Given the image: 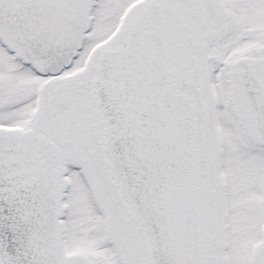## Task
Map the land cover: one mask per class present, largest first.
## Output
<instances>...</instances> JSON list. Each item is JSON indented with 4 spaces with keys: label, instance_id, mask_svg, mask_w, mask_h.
<instances>
[{
    "label": "rangeland",
    "instance_id": "1",
    "mask_svg": "<svg viewBox=\"0 0 264 264\" xmlns=\"http://www.w3.org/2000/svg\"><path fill=\"white\" fill-rule=\"evenodd\" d=\"M103 1L104 2L100 6L97 13L99 19L101 17V25L99 29L100 33L97 31L98 33L94 34L90 38L89 48L92 45L96 46L100 45V43L102 42H105L103 41L104 37L108 35L110 33V30H112L113 28L112 23L110 29L105 28L106 23L110 21V19L116 21L122 11L136 2L139 3L140 0ZM234 2L235 4H237L238 0H234ZM181 3L182 6H186L189 5L188 3H190V0H183L181 1ZM181 5L178 2V6ZM241 7H243L242 4ZM244 9L246 10V8ZM259 9L262 10V8ZM132 10L133 11L129 15V21L126 24L125 29L129 28L132 23H135V14L133 13L135 10ZM234 12H237V15L239 16L241 14H246L244 10H241L240 12L235 11L234 9ZM231 13L233 14V12ZM105 19H107L108 21ZM262 22H256L254 24V28L250 32L246 33L245 36L242 35L243 37H236L233 31L232 34L234 36L232 40H229L228 35L225 37L226 39L223 38V40L219 42V50H222L223 54H226L225 56L229 57L233 56V51L240 55V53L243 52L242 49L241 52L240 49L236 48V45L235 47L234 45H232L235 39H241V45H243L242 48L244 50H249L248 54L251 53V50L253 51L256 48L263 46V43L258 42V40L263 37L262 29L264 28V25H262ZM214 43H217V40H215ZM183 49L185 50V48ZM213 60L214 59H212V62ZM212 62L206 60L204 62V65L208 67L210 66V64H212ZM82 64L83 63L80 62L77 68L71 69L66 73V75H62V80L59 81L62 87V91H60L54 97V99L51 100L53 96L52 86L49 85V83L44 84L45 97L43 102L44 106L42 116L46 114L47 107L52 110H58L60 115L65 114L64 110L66 108H69L73 109L74 111V121H76V123H74L73 125V121H67L64 119V117L60 118L59 120L57 119V125L59 123V126H61V133L56 130L55 125L51 124V122H53L51 119L52 117L44 118L43 122L41 121V123H38V126L41 131L46 126H49V128L50 126L54 127V132L51 133L50 131V136L53 140H56L57 144L59 143V141H61L60 143H63V149L60 151V155L62 158L59 165L62 166V168L66 165L72 168V172L70 175L72 176L74 186L68 191L69 197L67 199V203L69 204L71 209L68 211V217L66 219L67 226L70 228L69 232L71 241L69 246L71 247V252H77L78 254L82 253L92 258L94 264H115L116 258L112 254L114 251L112 250L111 245H109L108 243L110 242V240L116 242L122 232H127V228L124 226L125 223L128 225L131 216L130 213L127 212V210L121 211V203H118L117 195L112 184L109 181V178L106 176V173H101L100 171H98V162L100 163L101 161H103L101 153L99 152L100 154L99 156L97 155L96 159L94 158V154H92L91 152V139L89 138L90 134H97L98 138L100 139H102L103 137L101 129H99L100 124L94 123V125H92V123H88L86 118L87 116L83 115L88 114L85 109H90L94 105L90 93L92 86L91 79H88V75L83 74L84 79L85 77H87V80L85 79L87 83L77 87V89L79 90L78 94H75L73 92L71 93L67 86V83L66 86L65 84H63L64 77H76V73L79 72L78 69L83 67ZM213 65H215V63H213ZM29 74L30 73L25 68L16 66L11 58L7 56L0 47V123H20L26 126H30V128L34 129L35 121L37 118V116L32 117L34 107V93L36 92L37 88L42 87L43 82H46V80L42 81L41 79L40 81L42 82L39 83V79L32 76L35 79L33 81V79L28 78ZM27 81L31 82V84H28ZM75 100H78L77 106L73 105ZM65 101H68V103L70 104L72 102L71 106L65 104ZM79 114L81 115L82 119L80 118ZM93 116L95 117V115ZM54 117L59 116L54 115ZM91 119L92 122L96 121V118L94 119L92 117ZM61 120L63 121V125H60ZM80 120L85 121L86 126L81 124ZM78 121H80L79 126L77 124ZM235 135L233 133V136ZM251 141L253 140H248V143L247 141H241V148L232 149L231 152L227 154V157H230H228V159H230L231 161V164H229V166L227 167V174L229 176H227V178L229 180V206L232 209L231 220L233 224V230L231 235L233 234V238L235 239L236 243L244 240L245 242H250V244L252 245L255 239L259 241V225L264 222V202H261V199L264 198V186L260 185L261 183H263L264 185V173L262 172V166L260 165L261 159L263 160L264 158V151L258 150V155H254L250 147ZM246 147L247 149H245ZM238 162H240L241 164L244 162L248 163L249 166L241 165ZM81 165H84L88 173L91 174L93 184H95L96 186V192L101 198L102 204H104L107 219L103 218L101 214H98L96 207H94V205L91 203L89 195L86 194L84 185H82L79 175H77L76 171ZM212 168L214 169V165L212 166ZM248 174L255 178H248ZM58 176L59 181L62 180L61 172L58 173ZM255 180L257 181L254 184L259 183V187L252 184ZM214 188H216V192L218 194L217 186ZM60 189L57 191L58 201L59 199H61V195L65 187L62 186L61 191ZM251 190H253L254 193ZM251 198L252 200H254V203L253 205L249 206L250 211L246 214V206H248V202L250 204ZM219 210L220 208L218 205L217 212H215V218L218 217L220 213ZM251 212L252 216L250 217ZM245 224H249L250 232L248 231L247 227H244ZM128 226L130 227V223ZM117 243L120 244L119 240L117 241ZM243 245L244 243L241 244V246ZM235 246H238V244H235ZM121 253L122 250L119 255H122Z\"/></svg>",
    "mask_w": 264,
    "mask_h": 264
},
{
    "label": "water",
    "instance_id": "2",
    "mask_svg": "<svg viewBox=\"0 0 264 264\" xmlns=\"http://www.w3.org/2000/svg\"><path fill=\"white\" fill-rule=\"evenodd\" d=\"M1 12L4 16L5 21V31L4 35L8 34L14 38L16 36L17 45L18 46H26L23 43L21 38L22 35H19V30H17L16 26L13 23V17L10 16L8 12V7L5 6V1L0 0ZM2 31V29L0 28ZM3 32V31H2ZM15 35V36H14ZM7 36V35H5ZM7 36V37H8ZM10 39V37H9ZM16 46V45H15ZM19 48V47H18ZM24 53H29L27 47L24 50ZM146 59L147 62L151 63L153 68L158 70L157 79H160L162 85L158 91H154L153 97L158 94L162 97V105L164 106V110L166 114L164 115V120H167L169 128L164 132L165 136L162 141H154V135L157 132L160 134V127L157 124L153 123L151 129L153 132L147 134L145 131V121H143V117L140 120V126L138 128V140L130 136L129 142L133 146V149L136 146L141 145V152L135 150L133 154L129 152V142L127 136V126H124L122 119L113 117L114 126L117 138L111 139V157L113 161L116 163L115 171L117 173V178L119 183H121V189L123 193H125L126 199L132 204L134 210L136 212H141L145 215L148 221H150V217H152L153 222L149 223L147 226L149 227V232L152 234L153 242H154V252L155 257L154 260L156 264H191V246H187L182 241V238L189 237L191 235L194 236V218L195 212L193 210L192 203L190 202V192L193 184V171H192V145L194 142L193 133L194 128L191 127L193 119L191 118V112L187 109V102L180 100L178 96L175 94L176 91L174 89L173 79L169 74L164 72L161 69L160 65H158L154 59H149L147 56H142ZM55 64V63H54ZM156 66V67H155ZM158 92V93H157ZM118 92L114 91L112 97L109 102H114L117 99ZM187 107V108H186ZM183 108V109H182ZM134 118L137 116V113L132 115ZM136 127V125L134 126ZM147 135V136H146ZM170 136V138H169ZM1 141V140H0ZM1 144L2 147L7 146ZM150 146V149L160 151L162 150V154H166L167 151L171 150V147L174 146V150L176 151L177 160L176 166H171L170 169L173 170L172 176H174L175 182L173 186V191L169 193H165L159 198L157 195H154L155 202H150L152 200V195L148 191L146 187V182H144L143 176L147 172V163L141 157L140 153L146 154V146ZM26 143L24 146L26 149ZM9 148V147H6ZM38 148V147H37ZM194 153V152H193ZM46 155V154H45ZM41 164L36 167L34 173V181L32 184L33 191L35 197V207L33 209V217L36 219H31V229L26 231L28 236L32 238L31 245L33 246V256L41 261L42 264H59L58 259L55 257V253L52 247V237L51 236V221L52 217L51 203L50 197L47 196L49 188H47L48 183V175L49 168L47 166V160L44 162V158L40 161ZM41 167V169H40ZM43 173V184L40 183V173ZM38 174V175H36ZM39 177V179H38ZM138 181L142 183L141 187L138 184ZM173 182H171L170 189L172 187ZM44 190L45 197H42V194L39 190ZM149 202V203H148ZM148 203V205H147ZM149 206V207H148ZM47 209L49 211H47ZM163 213L165 217L172 218V222L170 224V229L172 230V237H177V241L174 248L169 249L167 246L168 243L166 240V233L161 225V218L163 217ZM33 224V226H32ZM34 242V245H33ZM183 242L182 247H178L179 244ZM196 243H194V249L196 250ZM0 251L4 260V264H11V261L8 259L7 251L5 250V246L0 240ZM197 251V250H196ZM40 264V263H39Z\"/></svg>",
    "mask_w": 264,
    "mask_h": 264
},
{
    "label": "flooded vegetation",
    "instance_id": "3",
    "mask_svg": "<svg viewBox=\"0 0 264 264\" xmlns=\"http://www.w3.org/2000/svg\"><path fill=\"white\" fill-rule=\"evenodd\" d=\"M215 0H195V9L199 12L196 22L189 23V26L182 25V27L186 30V36L192 41L195 36L199 33V36L202 40L210 39L213 40L216 36L215 28L213 25L211 30L202 25L208 24L211 22V19L214 17L212 11L214 9ZM180 13H184L183 8H180ZM179 13V15H180ZM182 18L178 19L180 23ZM158 23V21H156ZM142 31L149 32L144 26L142 27ZM148 36V33L146 34ZM169 57V56H168ZM256 75H258L259 81L264 86V60L256 63ZM253 66V65H252ZM255 69V68H254ZM233 94L236 98L240 100V103H243L241 100V90L242 86L239 84L233 85ZM244 110V107H243ZM264 146V145H263ZM134 232L131 231L130 233ZM137 232V230H135ZM134 234V233H133ZM128 235L125 238L122 237V242L126 245V257L129 260L130 264H151L149 260V245L146 242L145 236L142 241H139L140 236H137V241L135 240V235ZM202 251H203V260L204 264H264V255L260 250H251L248 246H233L231 251L228 252L226 256L222 254V250L220 248H215L211 239L206 237L204 234L202 238ZM138 245H136L135 243ZM237 244V243H235Z\"/></svg>",
    "mask_w": 264,
    "mask_h": 264
}]
</instances>
